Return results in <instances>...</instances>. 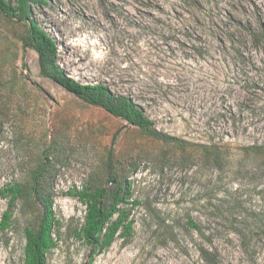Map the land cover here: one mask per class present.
<instances>
[{
  "label": "rangeland",
  "instance_id": "obj_1",
  "mask_svg": "<svg viewBox=\"0 0 264 264\" xmlns=\"http://www.w3.org/2000/svg\"><path fill=\"white\" fill-rule=\"evenodd\" d=\"M31 19L67 76L132 98L179 142L42 76L28 21L0 12V191L28 190L0 230V264H24L46 194L59 221L48 264H264V0H44ZM126 181L133 235L97 255L75 236V191ZM7 208L0 195V222Z\"/></svg>",
  "mask_w": 264,
  "mask_h": 264
},
{
  "label": "trees",
  "instance_id": "obj_2",
  "mask_svg": "<svg viewBox=\"0 0 264 264\" xmlns=\"http://www.w3.org/2000/svg\"><path fill=\"white\" fill-rule=\"evenodd\" d=\"M43 1L16 0L12 4L10 0H0V12L7 18L28 21L30 28L28 36L24 39V47H31L37 52L42 76L52 79L85 102L100 106L113 116L126 120L154 139L164 143L179 142L177 137L159 131L154 121L136 105L132 98L117 95L103 84H81L65 74L58 63L59 51L55 39L31 19L32 4ZM42 173V168L34 173V190L38 189ZM114 180L113 178L112 181ZM130 191L131 183L128 181L124 184L116 183V191L111 194L108 188L102 186H98L95 190L85 186L75 191L74 196L86 206L84 224L76 231L75 236L91 246L97 255L107 251L116 238H129L133 235L134 221L129 219L130 209L127 208L130 204ZM0 195L8 204L0 222V230L5 232L12 227L14 211L18 203L27 198L28 190L18 182H9L2 187ZM131 204L137 205L139 202L133 201ZM58 225L53 196L46 194L43 197V213L38 228L26 227L23 231L26 241L24 264H48V253L58 245L54 238V231ZM190 225L195 227L193 222H190ZM95 257L92 256L87 264H94Z\"/></svg>",
  "mask_w": 264,
  "mask_h": 264
}]
</instances>
